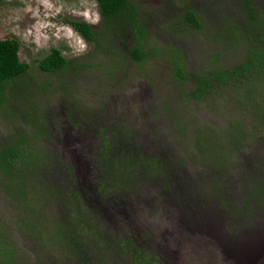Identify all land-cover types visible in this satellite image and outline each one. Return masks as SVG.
<instances>
[{"label":"rangeland","instance_id":"obj_1","mask_svg":"<svg viewBox=\"0 0 264 264\" xmlns=\"http://www.w3.org/2000/svg\"><path fill=\"white\" fill-rule=\"evenodd\" d=\"M134 1L147 19L151 40L179 50L189 74L202 72L216 55L214 63L225 68L238 62V47L216 43L214 34L224 25L223 17L233 24L243 22L238 1ZM259 1L256 10L264 14V0ZM185 7L201 18L200 32L178 19ZM70 20L99 29L95 1L0 0V40L18 42V60L29 66L23 77L26 86L34 82L44 97L55 91L27 108L35 99L17 91L25 87L23 80L17 89L6 84L0 103V146L9 147L21 137L44 157V166L35 173L38 187L48 183L63 191H70L71 185L81 188L90 195L84 206L89 217L107 237H125L162 264H264V186L262 195L249 193L256 179L264 185V120L254 124L246 119L243 133L226 128L229 121L249 115L254 106L250 101L264 94V86L247 102L235 98L246 92L241 85L247 81L234 91L222 87L194 101L189 97L191 78L181 90L176 88L169 67L158 66L155 58L141 75L131 64L121 63L108 80L102 68H90L91 47L68 25ZM116 43L130 45L125 37ZM51 49L59 51L69 68L40 75L36 62ZM26 110L40 126L35 132ZM206 132L229 144L223 155L207 152L216 161L211 155L198 156L196 144ZM102 138L111 144L110 157L129 154L147 161L134 166L131 181L122 186L112 188L95 159ZM96 186L103 191L97 192ZM3 197L0 194L1 203ZM10 210L6 203V217L11 218ZM55 212V206L49 207L42 215L51 218ZM45 255L48 261L28 259L22 264L75 263L73 253V259L59 250ZM112 257L109 263L121 264L120 256Z\"/></svg>","mask_w":264,"mask_h":264},{"label":"trees","instance_id":"obj_2","mask_svg":"<svg viewBox=\"0 0 264 264\" xmlns=\"http://www.w3.org/2000/svg\"><path fill=\"white\" fill-rule=\"evenodd\" d=\"M94 1L98 8L99 29L94 30L89 24L71 20L68 21V25L91 47V55L88 58V61H91L90 68L95 70L102 68L106 79L110 80L114 70L116 71L121 63L131 64L141 75L146 71L145 67L149 66L150 60L155 58L157 60L155 64L158 66L169 67V75L172 76L176 88L181 90L189 77L191 78L192 88L189 97L194 101H201L218 88L232 87L234 91L237 85H240L239 82L247 81L249 84L243 82L241 85L246 92L235 96L239 102L241 100L247 102L251 100L252 92L264 86V14L256 10L259 0H236L235 3L238 1L239 10L242 12L243 22L233 24L223 17L221 22H224V25L214 31L218 37L216 43L221 42L226 47H231V44L238 47L240 58L236 65L231 68L218 65L214 63L218 57L216 55L210 62L211 65H207L196 75L186 71L179 50L151 40L147 19L144 18L142 9L136 1ZM178 19L194 31L200 32L203 28L201 18L187 7ZM118 37H125L130 45L119 47L116 43ZM18 48L19 44L16 40H0V103L4 99L2 94L5 85H12L14 89L19 88L18 81L23 80L29 70L27 64L18 60ZM73 63L76 66V63ZM68 68V64L56 49H51L47 56L36 62V69L40 75L53 76L67 71ZM17 82L18 84H15ZM21 82L25 87L17 90L21 92L20 95L30 97L28 95L30 93L32 95L30 98L35 99L30 107L26 106L27 108H34L37 102H43L45 97L50 96L48 94L55 93L49 91L50 93H46L44 97L39 91L41 88L35 87L34 82H29L27 86L24 80ZM51 85L50 81L48 86ZM25 88L28 92H25ZM250 102L254 106L253 109H248L249 115L240 116L241 119L238 121H229L226 125L228 132L234 133L236 130L245 132L246 119L254 124H257L258 120H264V94H258L257 99L253 98ZM26 112L31 113L30 118L33 117L32 111L26 110ZM29 121L35 123L33 129L35 132L39 126L35 122L36 117ZM125 133L127 131L121 132V134ZM204 135L199 144H196L198 156L204 158L211 155L216 161L213 154L223 155L224 146L229 144H221L224 140L219 138L216 141L215 136L210 132ZM103 139L95 159L98 160L104 176L112 182L111 184L107 180L112 188L122 186L124 182L131 181L134 166H144L147 161L141 157L133 159L129 154H116L110 157L108 154L111 151L109 150L111 144ZM22 141L19 137L9 147L0 146V194L5 200L3 203L0 202V264H22L28 259L42 261V258L48 261V255L45 253H50L51 250L57 252L59 250L68 257L70 255L71 259L73 253L74 264H113L109 263L113 253L122 258L121 264H162L158 258L150 256L146 248L125 237H117L115 233L107 237L101 231L98 222L89 217L87 207L84 206L90 195L85 194L84 191L81 193V188L71 185L70 191H63L51 188L48 183L38 187L35 173L44 166L42 160L44 157L39 151L33 152V149L31 150L28 144ZM120 144L121 142H118L117 146ZM219 145L223 146L219 147ZM207 148L210 150H206ZM113 150L115 152V149ZM257 182L259 183L258 179L249 192L250 196L263 194L264 185L260 186L261 183ZM96 188L99 190L97 192L103 191L99 186ZM27 193L35 198L30 200ZM5 202L10 203L11 218L4 215ZM54 206L56 212L51 218L42 215L46 214L49 207ZM114 260L113 258L112 261Z\"/></svg>","mask_w":264,"mask_h":264}]
</instances>
